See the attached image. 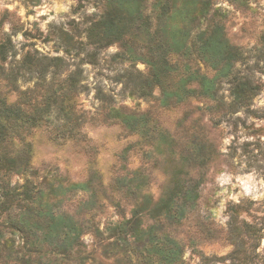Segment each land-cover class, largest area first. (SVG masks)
Here are the masks:
<instances>
[{
  "label": "rangeland",
  "instance_id": "374dc122",
  "mask_svg": "<svg viewBox=\"0 0 264 264\" xmlns=\"http://www.w3.org/2000/svg\"><path fill=\"white\" fill-rule=\"evenodd\" d=\"M140 2L142 15L124 39L107 45L90 30L106 13L108 0H0V43L13 44L7 68L28 55L63 59L60 71L51 67L43 83L36 73L21 77L8 93L11 102L20 99V91L58 90L68 76L80 74L73 100L78 121L66 125L51 112L24 145L16 139L6 146L9 153L23 156L28 149L29 155V171L14 174L12 185L28 181L40 187L56 217L79 223L87 264H169L160 262L153 248L167 249L170 240L182 250L175 264H264V0ZM175 6L189 17L184 20L181 12L173 21L188 38L190 50L183 52L171 51L167 40L170 22L164 14L171 15ZM203 32L222 34L231 46L229 74L221 75V67L197 50ZM153 65L161 82L147 91L136 87L153 78ZM192 74L214 79L216 98L200 95V81ZM238 81L254 88L246 103L232 95ZM185 82L198 94L182 101L166 98V92L183 93ZM0 90L10 88L2 82ZM115 110L136 116L135 130L115 118ZM176 178L180 199L181 189L196 185L199 192L179 219L180 209L161 210ZM81 183H89L90 190L58 195V186ZM15 199L12 216L21 210L22 197ZM137 206L143 228L152 227L147 236L152 243L136 248L131 238L116 248L108 233L96 237L97 230L130 219ZM46 218L37 227L40 235L48 228L51 217ZM3 240H14L16 251L24 245V235L9 229ZM43 250L33 264L49 259L58 264L56 248L45 244Z\"/></svg>",
  "mask_w": 264,
  "mask_h": 264
},
{
  "label": "trees",
  "instance_id": "16d2710c",
  "mask_svg": "<svg viewBox=\"0 0 264 264\" xmlns=\"http://www.w3.org/2000/svg\"><path fill=\"white\" fill-rule=\"evenodd\" d=\"M142 4L140 0H108L106 13L101 19L91 27V32L98 41L105 42L107 45L113 42L122 41L127 35L129 26L134 25L135 17L142 15ZM183 10L175 8L171 15L168 11L164 16L170 22L169 28L166 30L169 37V48L171 51L183 52L190 50L187 47L188 38H183L184 30L181 27L173 25L174 19L178 15H183ZM189 18L184 14V20ZM183 39V41H182ZM201 45L196 46L204 60L213 67L219 68L221 75H227L233 68V54L231 46L222 37V34L214 33L208 36V32H203L199 36ZM13 48L10 39L0 43V83L4 82L10 88L7 93L0 90V264H33V256L43 258L44 245L48 244L58 250V264H87L88 257H82L84 251V243L82 235L84 230L78 222L72 218L58 214L56 217L49 209L48 202H44L46 193L40 187H35L30 182L25 184L12 185V176L16 173L24 174L29 171V155L28 149H24V155L21 151L9 153L6 146L14 144L17 139L24 145L26 135L41 126L46 115L51 112H58V115L66 121V125L73 124L78 121L76 105L73 102L80 91L79 73L74 72L64 79L58 87V90L48 87V91L40 92L41 83L37 84L38 90L20 91V99L11 102L8 93L17 89L19 79L24 77L26 73H36L39 81L43 83L46 73L51 67H55L56 72L60 71L63 59L54 58H33L27 56L22 63L16 67L7 68L9 53ZM167 69L170 66L165 63ZM153 78L149 77L146 82L138 84L145 91L156 83L161 82L159 68L153 65ZM192 78L199 79L200 95H206L210 98H216V84L214 79H208L205 76L192 74ZM187 82L182 85V92L176 93L166 92V98L176 96L180 101L184 99V95L193 96L198 94V90L187 89ZM32 94V95H31ZM254 88L249 81H238L237 85L232 89V95L238 103H246L251 95H254ZM36 96V97H35ZM115 118L119 119L124 125L135 130L136 116L123 114L120 111H114ZM73 130V129H72ZM71 130V131H72ZM179 179L174 180L173 194L161 210L171 211L174 208L180 209L177 219L182 218L185 214V207L193 206L194 202L199 199V192L196 185L187 189H181L182 197L177 193ZM89 183L71 184L69 186H58V195L72 193L74 191H89ZM176 191V192H175ZM21 196L20 208L14 216L9 213L12 204L16 201V197ZM146 199H149L147 196ZM22 203H24L22 205ZM9 215L7 220L2 221L4 215ZM50 216L48 228L40 235L37 232L38 226H41L43 220ZM174 218L176 216H173ZM43 219V220H42ZM143 221L140 218L139 206L132 213L130 219H126L120 223L109 226L105 232L97 230L96 237L103 238L105 233L114 237L112 246L119 248L124 243H129V239L134 238L136 248L144 242L147 245L152 243L147 236L151 237V229L146 230L142 226ZM13 230V233L20 232L24 235V245L20 250H15L14 240L4 241V230ZM41 229V228H40ZM170 247L167 249L154 246V250H158V259L160 262L166 260L169 264H175L181 253V246L174 240H170ZM26 253H28L26 255ZM22 254L21 258L16 255ZM28 256V257H26ZM47 264H52L51 259Z\"/></svg>",
  "mask_w": 264,
  "mask_h": 264
}]
</instances>
